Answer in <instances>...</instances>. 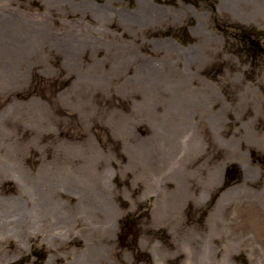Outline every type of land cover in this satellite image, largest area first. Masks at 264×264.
<instances>
[{
  "label": "rangeland",
  "instance_id": "1",
  "mask_svg": "<svg viewBox=\"0 0 264 264\" xmlns=\"http://www.w3.org/2000/svg\"><path fill=\"white\" fill-rule=\"evenodd\" d=\"M211 6L0 0V206L77 217L1 232L0 264H264V57L235 34L264 48V0Z\"/></svg>",
  "mask_w": 264,
  "mask_h": 264
},
{
  "label": "bare ground",
  "instance_id": "2",
  "mask_svg": "<svg viewBox=\"0 0 264 264\" xmlns=\"http://www.w3.org/2000/svg\"><path fill=\"white\" fill-rule=\"evenodd\" d=\"M45 180V179H44ZM21 197L26 198V195L21 191ZM36 201L30 202L24 201L28 209H24V203L22 200L9 199L7 203L0 206V234H6L12 231L15 227L20 226L21 232L27 238L40 234L55 235L56 225L60 228V225L64 223L63 229L67 230L68 236L73 241L77 236V217L75 210H68V207H64L53 200H47L43 197L39 199L36 196ZM88 199L92 200L91 197ZM20 211V214L18 212ZM16 214L20 215L15 218ZM33 229V230H32ZM94 235L100 237V231H94ZM61 239V238H58ZM46 240V239H45ZM60 246L67 247V243L64 239L60 241ZM71 264H104L95 262H73Z\"/></svg>",
  "mask_w": 264,
  "mask_h": 264
},
{
  "label": "trees",
  "instance_id": "3",
  "mask_svg": "<svg viewBox=\"0 0 264 264\" xmlns=\"http://www.w3.org/2000/svg\"><path fill=\"white\" fill-rule=\"evenodd\" d=\"M173 1V0H172ZM184 1H188L194 5H198V4H206L208 2L212 3V10H215L216 8V4H217V0H184ZM238 29L236 30L237 33V38L238 40H240L241 42V53L240 55L247 57L248 59H251V62L254 61H258L260 62L262 59V57H264V48L263 45L260 43V39L257 38L258 35H262V32L257 29L254 26H245L242 24L238 25ZM253 60V61H252ZM134 226L133 223H130V220L128 221L127 219H124L121 222V242L124 240H126V233H129V231H131L132 227ZM125 229V231H124ZM138 235V233H137ZM133 241L136 240V234L133 237V234L131 233L130 235H128V237H131ZM137 245V244H136ZM135 245V247H137ZM148 256V255H147Z\"/></svg>",
  "mask_w": 264,
  "mask_h": 264
},
{
  "label": "water",
  "instance_id": "4",
  "mask_svg": "<svg viewBox=\"0 0 264 264\" xmlns=\"http://www.w3.org/2000/svg\"><path fill=\"white\" fill-rule=\"evenodd\" d=\"M236 174H237L236 171H235V172H232V173L230 174V178H231V179H234V178L236 177Z\"/></svg>",
  "mask_w": 264,
  "mask_h": 264
}]
</instances>
